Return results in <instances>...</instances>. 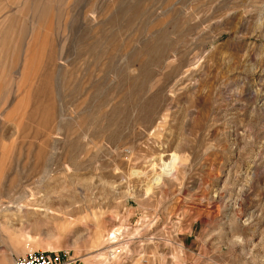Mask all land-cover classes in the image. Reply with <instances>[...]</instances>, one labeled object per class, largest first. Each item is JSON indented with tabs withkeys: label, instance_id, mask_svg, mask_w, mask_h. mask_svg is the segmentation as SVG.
Segmentation results:
<instances>
[{
	"label": "rangeland",
	"instance_id": "374dc122",
	"mask_svg": "<svg viewBox=\"0 0 264 264\" xmlns=\"http://www.w3.org/2000/svg\"><path fill=\"white\" fill-rule=\"evenodd\" d=\"M47 249L264 264V0H0V264Z\"/></svg>",
	"mask_w": 264,
	"mask_h": 264
},
{
	"label": "built area",
	"instance_id": "2783aa9c",
	"mask_svg": "<svg viewBox=\"0 0 264 264\" xmlns=\"http://www.w3.org/2000/svg\"><path fill=\"white\" fill-rule=\"evenodd\" d=\"M67 250H31L18 257L16 264H70Z\"/></svg>",
	"mask_w": 264,
	"mask_h": 264
},
{
	"label": "bare ground",
	"instance_id": "6f19581e",
	"mask_svg": "<svg viewBox=\"0 0 264 264\" xmlns=\"http://www.w3.org/2000/svg\"><path fill=\"white\" fill-rule=\"evenodd\" d=\"M168 165V164H167ZM169 169V168H168ZM23 207V206H22Z\"/></svg>",
	"mask_w": 264,
	"mask_h": 264
}]
</instances>
